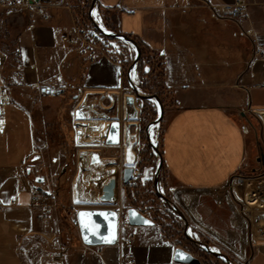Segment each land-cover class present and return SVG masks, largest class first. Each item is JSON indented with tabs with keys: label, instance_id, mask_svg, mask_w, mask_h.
<instances>
[{
	"label": "crops",
	"instance_id": "crops-1",
	"mask_svg": "<svg viewBox=\"0 0 264 264\" xmlns=\"http://www.w3.org/2000/svg\"><path fill=\"white\" fill-rule=\"evenodd\" d=\"M236 1H96L117 32L143 42L163 61L162 81L173 104L164 107L161 160L172 186L180 187L188 202L206 199L205 192L217 193L234 176L257 170L262 160L247 112L264 115V58L254 56L255 44L264 45V7H257L264 0H247L248 18L241 25L222 15L223 6ZM14 2L0 0V90L5 87L12 96L0 115V264H119L117 243L86 245L73 226L78 209L89 207L62 210L68 206L57 192L52 220L43 222L31 207L30 183L39 177L59 179L43 168L38 150L42 145L67 147V120L76 93L118 91L123 67L101 54L91 60L87 50L64 40L77 29L69 0ZM40 5L47 7L49 20L38 13ZM132 78L136 83L134 71ZM49 88L56 93L43 91ZM128 104L127 120L133 123L139 115L133 96ZM77 122L78 130L99 131L88 121ZM133 141L127 137L125 158L130 163L136 158ZM263 186L264 178L249 179L239 193L250 206H263L258 192ZM211 197L218 199L216 211L206 206L189 213L203 217L197 223L239 256L246 255L248 241L254 243L246 264H264V238L250 240V228L235 213L230 197ZM121 233L134 234L136 264H182L174 260L177 247L158 222L126 223Z\"/></svg>",
	"mask_w": 264,
	"mask_h": 264
},
{
	"label": "rangeland",
	"instance_id": "rangeland-1",
	"mask_svg": "<svg viewBox=\"0 0 264 264\" xmlns=\"http://www.w3.org/2000/svg\"><path fill=\"white\" fill-rule=\"evenodd\" d=\"M253 1L257 2L258 0ZM69 2L72 9L77 12L78 17H80L81 11L84 12L85 18L82 30L88 27H96L90 19V11L92 10V16L100 28L106 32H112L110 28L114 26V21L109 17V14L99 10L97 2L93 3V0H69ZM14 3L22 4L23 0H15ZM261 6L264 7V4L257 5V7ZM245 20L243 19V22ZM239 24L241 25L242 22H239ZM249 36L250 42H255L252 33ZM103 49L110 59L122 65L123 87L116 92L85 93L84 90L78 91L70 106L71 116L67 120L69 128L65 137L67 147L55 146L57 147L56 150L55 148L51 149L52 145L51 147L42 145L38 150L43 168L46 166L50 171L53 170L54 173L59 174V179L54 182L52 187L56 192H59L62 203L68 206L62 208V210L72 209L73 207L113 208L119 211L123 227L128 222L127 210L129 208L144 209L151 219L162 226L163 232L175 243L176 247H182L191 252L202 263L228 264L224 256H216L208 252L205 248V245H207L213 250L226 254L230 258L231 264H246L248 255L254 249V243L248 241L246 255L239 256L236 251L226 246L221 239L213 236L197 223L196 220L199 221L203 217L191 215L189 212L201 211L206 206L208 209L216 211L215 204L218 199L211 196L224 194L234 202L235 213L248 224L250 240L256 241L264 238L262 235L264 233L262 231V229L264 230V205L250 206L239 193V188L245 181L264 178L263 116L259 111L247 112L248 123H251L249 125L255 130L262 150L260 153L262 160H260L257 170H246L238 176H234L224 186L218 188L217 193H203L202 195H206L204 200L197 197V194L200 195L199 193L193 192L190 195L197 198L188 202L182 197L184 193L179 192L180 187L172 186L167 172L162 166L158 176V190L169 198V201H166L157 194L154 185L156 172L161 161L164 128L160 104L155 97L141 98L138 96L128 80L129 72L134 71L135 86L140 94H157L159 97L161 96L160 100L164 107L173 104L160 75L163 61L161 58L149 53H144L136 61L138 54L136 46L118 38H111ZM131 96L134 97L136 106L139 109V115L133 123L128 122L129 115L126 113V107L129 106ZM87 108H95L99 113L104 112L106 117H92L85 111ZM91 119L92 121H89ZM99 120H103L102 131L99 129ZM77 121H88L85 122L88 123L86 125L97 127L100 134L95 136L92 132L90 133L88 127L82 126L86 138L90 141L87 143L80 141L81 131L76 127ZM104 121L107 123L104 124ZM113 121H119L121 125L120 142L110 145L107 143V134ZM128 136H132L134 139L132 148L136 158L131 163L125 158ZM51 142L54 145L57 144V140H51ZM127 166L134 168L137 184L124 183V169ZM66 168H68L67 173ZM108 168L113 169L111 176L108 173ZM112 179L116 180L115 196L110 201H105L102 199L103 187ZM258 192L261 196H264V186ZM71 196H73V200ZM174 205L184 213L185 218L179 214ZM219 208H224V206H219ZM193 212L192 214H194Z\"/></svg>",
	"mask_w": 264,
	"mask_h": 264
},
{
	"label": "water",
	"instance_id": "water-1",
	"mask_svg": "<svg viewBox=\"0 0 264 264\" xmlns=\"http://www.w3.org/2000/svg\"><path fill=\"white\" fill-rule=\"evenodd\" d=\"M37 0H31V2H34ZM97 0H93V3H95ZM94 6V4H93ZM90 19L93 22L94 26L101 29L98 23L95 21V19L92 16V10L90 11ZM107 35H109L112 38H118L125 40L127 42H130L134 44L137 48L138 54L136 61L139 60L140 57V45L139 42L133 38L132 36L123 34L121 32L112 31V32H105ZM128 80L135 89L138 96L141 98H152L155 97L161 108V112L163 114L164 111V105L162 101L160 100V97L157 94H140L138 91V88L134 86L133 80L131 78V71L128 74ZM85 111L92 117L95 116H103L106 117V113H99L98 110L95 108H87ZM161 114V115H162ZM264 118V115H263ZM120 131H121V125L119 121H113L109 127L108 134H107V143L108 144H118L120 142ZM163 162L160 161V165L158 166L154 185L157 189V194L165 199L166 201H169V198L164 196L162 193L158 190V176L160 174V171L162 169ZM134 168L131 166H127L124 169V175H123V181L125 184H127L134 175ZM39 182H43L44 178L39 177L36 179ZM115 188H116V180L112 179L110 182L103 187V196L102 199L105 201H110L115 196ZM174 207L178 210L179 214L185 218L184 213L179 210L175 205ZM81 213H85L86 215L81 216ZM115 214L114 216L112 214ZM76 216L79 221V232L80 236L82 238V241L86 245H109V244H115L119 237V214L118 212L113 208H80L78 209ZM127 220L128 224L131 226H150L154 225L155 221L151 219L150 217L144 215L139 209L131 207L127 210ZM115 237L112 239V242H106L108 239H111L112 237ZM205 248L208 252H210L213 255L216 256H224L228 262V264H231L230 258L226 254H222L219 251L213 250L209 248L207 245H205ZM182 253L185 258H180L179 254ZM174 260L177 263L182 264H201V260L193 255L191 252L185 250L182 247H177L175 249L174 253ZM57 264V263H52Z\"/></svg>",
	"mask_w": 264,
	"mask_h": 264
},
{
	"label": "built area",
	"instance_id": "built-area-1",
	"mask_svg": "<svg viewBox=\"0 0 264 264\" xmlns=\"http://www.w3.org/2000/svg\"><path fill=\"white\" fill-rule=\"evenodd\" d=\"M207 3V2H206ZM248 2L247 0H237L232 5H224V11L222 15L226 18L235 20L237 22L246 19ZM214 9L215 6L209 5ZM38 13L44 20H49L50 16L47 11V7L40 5L37 8ZM103 29L96 27H88L83 30L77 26L73 36H64V40L69 41L72 44H77L81 50H87L90 53V59L94 60L97 55L108 57L104 52L103 47L107 45L111 38L107 36ZM254 56L256 58H264V45H257L254 50ZM109 58V57H108ZM45 93L55 91L52 89H43ZM56 93V91H55ZM12 103V96L7 88L0 90V115L5 114L7 106ZM130 184H137L136 177L133 175L132 179L128 182ZM54 182L45 180L39 182L32 180L30 183V197L31 207L35 212L36 217L46 223L51 222L53 213L57 208L58 195L55 189L52 187ZM144 215L148 216V213L144 209H139ZM119 214V211L116 210ZM128 223V222H127ZM72 224L75 228L79 229V221L77 217H74ZM122 221L119 215V237L117 244L120 249L119 264H136V254L134 251L135 241L134 234L130 233L123 236L121 233Z\"/></svg>",
	"mask_w": 264,
	"mask_h": 264
},
{
	"label": "trees",
	"instance_id": "trees-1",
	"mask_svg": "<svg viewBox=\"0 0 264 264\" xmlns=\"http://www.w3.org/2000/svg\"><path fill=\"white\" fill-rule=\"evenodd\" d=\"M77 12L74 10V14H75V18H76V23H77V26L80 28V29H82L84 26H83V21H84V18H85V15H84V12L83 11H81L80 12V17H78V14H76ZM108 22V20H107V18H106V23ZM112 31H116V29H115V27L114 26H111V28H110ZM109 38H112V37H110L109 35H107ZM112 39H117V38H112ZM139 45H140V50H141V53H140V57H139V59L141 58V56H143V54L144 53H152V51L149 49V47L146 45V44H144L143 42H139ZM160 75H164V66H162V69H161V72H160ZM144 90H146L145 88H144ZM149 92V91H148ZM161 97V96H160ZM68 144H66V146H67ZM69 165V164H68ZM67 165V166H68ZM68 170V168H66V173L68 172L67 171Z\"/></svg>",
	"mask_w": 264,
	"mask_h": 264
},
{
	"label": "bare ground",
	"instance_id": "bare-ground-1",
	"mask_svg": "<svg viewBox=\"0 0 264 264\" xmlns=\"http://www.w3.org/2000/svg\"><path fill=\"white\" fill-rule=\"evenodd\" d=\"M133 72V71H132ZM131 76H132V73H131ZM136 80V79H135ZM135 83V82H134ZM136 84V83H135ZM135 86V85H134ZM76 127H77V129H78V126L76 125ZM80 130H82V129H80ZM91 133V132H90ZM95 136H96V134L97 135H99L100 133H99V131H97V132H92ZM94 136V137H95ZM87 137H88V134H87ZM92 138V137H91ZM79 139H80V141H82V142H89L90 140L89 139H87L86 138V136H85V131H82V133L79 135ZM78 139V140H79ZM81 143V142H80ZM111 145V144H110ZM112 145H115V144H112ZM96 160V159H95ZM98 160V159H97ZM108 170V173H109V175L111 176V174H113V169L112 168H108L107 169Z\"/></svg>",
	"mask_w": 264,
	"mask_h": 264
},
{
	"label": "snow or ice",
	"instance_id": "snow-or-ice-1",
	"mask_svg": "<svg viewBox=\"0 0 264 264\" xmlns=\"http://www.w3.org/2000/svg\"><path fill=\"white\" fill-rule=\"evenodd\" d=\"M0 123H2V121H0ZM81 216L86 215L85 213H81ZM113 216L115 215L114 213L112 214ZM115 237L113 236L111 239H108L106 242H112V239H114ZM180 258H185L184 255L182 253L179 254Z\"/></svg>",
	"mask_w": 264,
	"mask_h": 264
}]
</instances>
